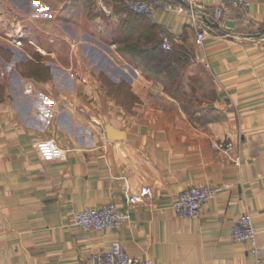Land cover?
Wrapping results in <instances>:
<instances>
[{
    "label": "crops",
    "instance_id": "0c3cea01",
    "mask_svg": "<svg viewBox=\"0 0 264 264\" xmlns=\"http://www.w3.org/2000/svg\"><path fill=\"white\" fill-rule=\"evenodd\" d=\"M249 1L218 20L221 0H198L196 26L182 0H0V264H91L115 239L152 264H252L232 239L246 212L264 257V0ZM185 60L214 92L195 115L183 97H200V77L179 72ZM193 185L222 190L180 217L173 202ZM146 186L152 196L131 203ZM108 202L129 214L119 229L74 224Z\"/></svg>",
    "mask_w": 264,
    "mask_h": 264
},
{
    "label": "built area",
    "instance_id": "2783aa9c",
    "mask_svg": "<svg viewBox=\"0 0 264 264\" xmlns=\"http://www.w3.org/2000/svg\"><path fill=\"white\" fill-rule=\"evenodd\" d=\"M190 11V17L194 25L198 26V22L202 15V6L198 0H182ZM222 4L215 6L213 11L218 20H222L225 16L224 7L232 8H249L251 3L249 0H221ZM128 7L139 14L151 15L156 9L155 5L144 1H131ZM179 11H185L184 7H179ZM208 32L205 29H199L196 34V40L201 44L206 38ZM20 43V42H18ZM163 48L167 51L171 50L169 43L164 42ZM34 89L31 84H27L25 92L33 93ZM213 147L225 154L235 164H241V155L233 141H217ZM222 188L212 185H193L183 190L177 199L173 202L172 208L177 215L183 218H197L200 216L202 208L210 200L215 198ZM151 187H143L139 194L130 197L131 203H136L141 199H149L152 196ZM129 218V214L114 202L87 207L83 211L77 213L74 217V224L88 231H104L110 229H119ZM232 239L235 242L245 243L251 247L255 253V261L252 264H264V257H260L261 248L257 240V230L255 228L253 218L249 212L238 216L232 227ZM91 264H152V261L142 260L132 257L124 248L119 239H115L107 250L95 253L91 258Z\"/></svg>",
    "mask_w": 264,
    "mask_h": 264
},
{
    "label": "rangeland",
    "instance_id": "374dc122",
    "mask_svg": "<svg viewBox=\"0 0 264 264\" xmlns=\"http://www.w3.org/2000/svg\"><path fill=\"white\" fill-rule=\"evenodd\" d=\"M179 72L182 73H186V70L188 69V71L196 74L198 77H200V82L198 83V86L200 89H198L200 91V97L195 95V89L192 90V92L194 94L192 95H187L183 97V91L181 88V85H179L178 87L179 90V95H181L184 100L186 101V103L184 104L185 107H187L189 109V111H187L189 113V115H195L196 114V109L197 107H201V106H206L209 104V102L214 98V92H213V88L212 85L209 81V78L207 76V74L198 66H194V65H189L187 66V60H185V62H180L179 63ZM178 83H180V77L179 80L177 81ZM128 99V101H132L133 98H131V96H127L126 97ZM197 99V101H195ZM187 104V105H186Z\"/></svg>",
    "mask_w": 264,
    "mask_h": 264
},
{
    "label": "water",
    "instance_id": "95a60500",
    "mask_svg": "<svg viewBox=\"0 0 264 264\" xmlns=\"http://www.w3.org/2000/svg\"><path fill=\"white\" fill-rule=\"evenodd\" d=\"M227 24L230 25L231 23H227ZM106 131H107L108 138L111 139V140H116V139H119V138H121V137L124 136V133L123 132L118 131L114 127H108L106 129Z\"/></svg>",
    "mask_w": 264,
    "mask_h": 264
}]
</instances>
